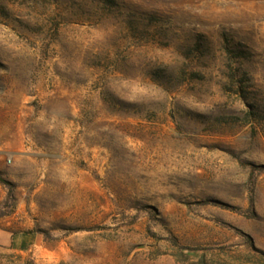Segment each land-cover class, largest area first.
Instances as JSON below:
<instances>
[{"label": "rangeland", "instance_id": "rangeland-1", "mask_svg": "<svg viewBox=\"0 0 264 264\" xmlns=\"http://www.w3.org/2000/svg\"><path fill=\"white\" fill-rule=\"evenodd\" d=\"M0 264H264V0H0Z\"/></svg>", "mask_w": 264, "mask_h": 264}, {"label": "crops", "instance_id": "crops-1", "mask_svg": "<svg viewBox=\"0 0 264 264\" xmlns=\"http://www.w3.org/2000/svg\"><path fill=\"white\" fill-rule=\"evenodd\" d=\"M38 240L37 235L32 231L30 234L25 235L24 237L20 239H13L15 243L18 241V245L23 246V247H32L33 244ZM21 241H24V243H20Z\"/></svg>", "mask_w": 264, "mask_h": 264}, {"label": "trees", "instance_id": "trees-1", "mask_svg": "<svg viewBox=\"0 0 264 264\" xmlns=\"http://www.w3.org/2000/svg\"><path fill=\"white\" fill-rule=\"evenodd\" d=\"M218 204H221L222 206H225V207H230V205L228 204H225V203H221V202H217Z\"/></svg>", "mask_w": 264, "mask_h": 264}]
</instances>
